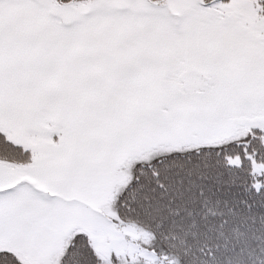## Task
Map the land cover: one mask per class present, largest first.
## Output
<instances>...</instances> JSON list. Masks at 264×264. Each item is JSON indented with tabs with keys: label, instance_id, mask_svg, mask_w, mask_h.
<instances>
[{
	"label": "snow or ice",
	"instance_id": "1",
	"mask_svg": "<svg viewBox=\"0 0 264 264\" xmlns=\"http://www.w3.org/2000/svg\"><path fill=\"white\" fill-rule=\"evenodd\" d=\"M0 264H264V0H0Z\"/></svg>",
	"mask_w": 264,
	"mask_h": 264
}]
</instances>
